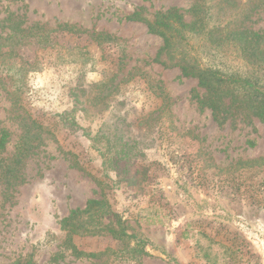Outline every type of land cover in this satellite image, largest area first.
Segmentation results:
<instances>
[{
  "label": "rangeland",
  "instance_id": "1",
  "mask_svg": "<svg viewBox=\"0 0 264 264\" xmlns=\"http://www.w3.org/2000/svg\"><path fill=\"white\" fill-rule=\"evenodd\" d=\"M193 5L0 0V129L10 134L0 151V264L95 263L61 247V220L100 198L98 181L130 233L149 241L146 254L106 255L103 264H264V162L256 163L264 159V121H214L193 95L202 92L198 81L183 79L163 40L127 19L153 21L179 8L190 22ZM246 27L264 33V7ZM86 88L108 96L110 109L70 118L72 99ZM157 109L160 142L127 145L138 156L128 172L108 170L106 179L105 142L86 133L118 114L136 119ZM74 242L94 254L123 248L109 236ZM56 255L63 257L52 262Z\"/></svg>",
  "mask_w": 264,
  "mask_h": 264
},
{
  "label": "trees",
  "instance_id": "2",
  "mask_svg": "<svg viewBox=\"0 0 264 264\" xmlns=\"http://www.w3.org/2000/svg\"><path fill=\"white\" fill-rule=\"evenodd\" d=\"M262 7L264 0H194L189 12L190 22L179 8L159 12L153 21L137 14L127 19L142 22L150 33L163 40V49L179 67L183 79L198 81L202 92L194 90L193 95L203 109L211 111L214 121H250L254 118L264 121V33L246 27ZM89 86L94 88L99 84ZM107 99L108 96H102L101 92L94 93L86 88L72 99V109L66 114L74 118L77 113H83L96 119L110 109ZM156 113L159 114L154 116ZM116 116L113 124L103 122L95 134L89 132L85 135L92 143L105 142L107 150L99 149V152L106 179H110L108 170L118 172L117 175L128 172L126 167L138 156L127 145H137L138 138L150 140L149 144H158L164 126L160 109L136 119H130L126 114ZM70 125L77 127L78 123L71 119ZM9 138V132L0 129V151L5 150ZM262 162L264 159L256 163ZM213 168L219 169L215 165ZM98 186L101 191L99 199L89 200L84 208L73 209L61 220V228L66 232L61 247L76 259L85 257L96 261L91 264H103L101 260L106 255L116 256L115 261H124L127 256L132 260L136 259V254H146L149 241L130 233L126 221L113 211L105 184L98 181ZM104 236L123 243V248L94 254L81 251L74 242L75 237ZM62 257L56 255L52 262H58ZM15 264L35 263L29 260Z\"/></svg>",
  "mask_w": 264,
  "mask_h": 264
}]
</instances>
